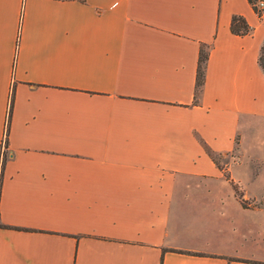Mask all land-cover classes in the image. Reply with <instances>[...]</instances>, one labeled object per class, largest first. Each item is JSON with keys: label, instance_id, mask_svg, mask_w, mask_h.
Listing matches in <instances>:
<instances>
[{"label": "crops", "instance_id": "crops-1", "mask_svg": "<svg viewBox=\"0 0 264 264\" xmlns=\"http://www.w3.org/2000/svg\"><path fill=\"white\" fill-rule=\"evenodd\" d=\"M263 42L248 0H0V264H264Z\"/></svg>", "mask_w": 264, "mask_h": 264}, {"label": "rangeland", "instance_id": "rangeland-1", "mask_svg": "<svg viewBox=\"0 0 264 264\" xmlns=\"http://www.w3.org/2000/svg\"><path fill=\"white\" fill-rule=\"evenodd\" d=\"M250 146H251L250 144L247 145V149L245 150L246 156L248 155ZM262 154L264 155V148L262 149ZM238 155H239L238 151H235L231 155H228V156L214 155V160L219 167L225 168L226 165H228V166L234 165L237 161ZM258 167L262 168V167H264V165H260ZM254 169H255V172L257 173L258 170H256V168H254ZM225 173L227 174L228 177H230V172L226 171V169H225ZM259 174L260 175L257 177V179H255L254 181L247 180V182L243 183V186H245V187L250 186L255 192L261 190L260 188L264 184V171H260ZM231 186L236 191L237 199L240 202H241V200L243 201V203L241 202V204L244 207H248V205L250 204L251 207L264 208V190H263V193L261 191L262 194L260 193L263 196V198H261L260 202H256V201H253L250 199L245 201L241 197V191H238L235 181L232 180ZM235 206H237V205L235 204ZM230 214L234 216V221L236 223L235 229H236L237 234L239 235V238L240 237L247 238V235L250 233V230H248L247 227L248 226L253 227L255 224L253 225L252 221L257 219L258 216L255 217V214L237 212L236 210L230 211ZM258 215L260 216V219L262 220V222H260V228H258V232L263 234L264 233V230H263L264 229V221H263L264 220V213L261 212ZM254 231H256V228H254ZM250 236H252V235H250ZM247 242L251 243V241H247ZM245 246H247V245H245Z\"/></svg>", "mask_w": 264, "mask_h": 264}, {"label": "trees", "instance_id": "trees-1", "mask_svg": "<svg viewBox=\"0 0 264 264\" xmlns=\"http://www.w3.org/2000/svg\"><path fill=\"white\" fill-rule=\"evenodd\" d=\"M251 5L254 3L255 0H248ZM231 31L236 35H245L247 34L250 29L249 26L245 23L244 19L238 16H234L231 21ZM207 60V53L204 50H201L197 68V77H196V93L199 92L203 85L204 81V73H205V62ZM259 65L264 72V42L260 49V56H259ZM207 152H209L207 150ZM211 158L214 159V155L209 152Z\"/></svg>", "mask_w": 264, "mask_h": 264}, {"label": "built area", "instance_id": "built-area-1", "mask_svg": "<svg viewBox=\"0 0 264 264\" xmlns=\"http://www.w3.org/2000/svg\"><path fill=\"white\" fill-rule=\"evenodd\" d=\"M252 7L258 19L264 21V0H255Z\"/></svg>", "mask_w": 264, "mask_h": 264}]
</instances>
